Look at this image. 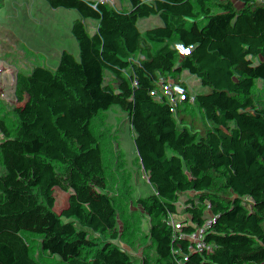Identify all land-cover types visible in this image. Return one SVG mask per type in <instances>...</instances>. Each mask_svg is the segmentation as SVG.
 I'll use <instances>...</instances> for the list:
<instances>
[{"label":"trees","instance_id":"1","mask_svg":"<svg viewBox=\"0 0 264 264\" xmlns=\"http://www.w3.org/2000/svg\"><path fill=\"white\" fill-rule=\"evenodd\" d=\"M54 1L0 0V80L33 99L72 93L89 139L34 126L8 130L14 141L39 145L31 158L39 189L23 182L14 202L0 198V264H56L55 253L74 237L94 264H264V136L239 133L253 123L264 131V0H141L118 3L107 20ZM243 20L263 24L257 38ZM57 35L96 55L113 53L112 62L71 59ZM125 35L144 50L114 52ZM160 41L192 47L191 67L180 68ZM252 62L260 69L244 87L238 70ZM96 71L122 84L96 82ZM168 85L202 93L189 114L201 139L179 131L168 108L150 114L135 101ZM111 148L122 156L101 162L98 152ZM47 150L57 152L52 166ZM137 174L152 177L149 186L141 188ZM143 202L170 223L131 243L110 223L119 209L147 220Z\"/></svg>","mask_w":264,"mask_h":264},{"label":"rangeland","instance_id":"2","mask_svg":"<svg viewBox=\"0 0 264 264\" xmlns=\"http://www.w3.org/2000/svg\"><path fill=\"white\" fill-rule=\"evenodd\" d=\"M140 1L55 0L54 2L71 11L107 20L112 18L119 10L118 3L124 7H131L139 5ZM242 23L250 38H257L256 30L260 29L259 26L263 27L260 21L253 23V25H249L246 20H243ZM55 38L65 54L71 59L83 61L90 65L112 62L113 53L106 56L96 55L84 49L67 36L57 35ZM160 43L166 47V53L172 54L175 52V49H173L174 45H170L165 41H160ZM143 50L144 46L132 38L131 35L122 36L116 41L114 46V52L120 51L124 54H137ZM257 67L259 65L257 66L256 63L252 62L242 65L238 70V76L244 87L250 84L254 78ZM91 78L96 82L113 81L116 84H122L117 74L109 75L96 71ZM212 93V90H207L206 92V94ZM201 94L193 85L185 89H179L173 85L168 88L160 86L150 98L136 99V102L139 106L149 109L150 114L155 113L157 106L168 108L175 121L176 128L179 131H192L196 139H199L201 135L190 125L189 114L197 107V97ZM73 100V94L69 92H58L42 99H33L21 90L10 86L7 80H0V198L14 202L18 197L23 182L30 183L35 189H39L38 177L31 165L32 155L39 150V145L35 141L12 140L8 135L9 129L34 126L47 132L66 133L78 141L89 139V133L82 128L80 117L72 108L71 102ZM108 128L109 122L105 121L102 129ZM44 155L49 165L55 164L56 151L47 150L44 151ZM121 156V152L114 148L98 152L101 162ZM101 189L103 188H98L93 190V192L97 193ZM146 209H148V214L151 218V221H148L151 228L170 223L169 219L160 215L157 208L146 204ZM65 211L66 213L73 211L70 204H65ZM221 219L222 216L219 214L217 229L223 230L225 227ZM155 245L159 246L157 243ZM54 259L56 264H94L90 258L88 247L76 237L63 244L55 253Z\"/></svg>","mask_w":264,"mask_h":264},{"label":"built area","instance_id":"3","mask_svg":"<svg viewBox=\"0 0 264 264\" xmlns=\"http://www.w3.org/2000/svg\"><path fill=\"white\" fill-rule=\"evenodd\" d=\"M259 28L262 29V26H259ZM193 55V48L186 45H177L175 52L172 53V56L177 57L179 59L180 68L182 69H188L189 67H191ZM169 86L170 85L166 86V88H168ZM260 116L263 115L260 114ZM218 133H227L228 135H233L235 134V129L225 130L223 128H220ZM239 133L245 137L253 135L264 136V131L262 130V127L257 123L250 124L249 126L241 129ZM134 179L142 188L149 186L150 182L152 181V177L146 178L142 175H135ZM94 216H96L95 213ZM117 216L118 219L112 221L110 223V227L118 232L125 231L131 243H135L138 237L147 231H149L150 234L154 232V228L148 227L145 218L136 214L131 209H119Z\"/></svg>","mask_w":264,"mask_h":264},{"label":"crops","instance_id":"4","mask_svg":"<svg viewBox=\"0 0 264 264\" xmlns=\"http://www.w3.org/2000/svg\"><path fill=\"white\" fill-rule=\"evenodd\" d=\"M168 44H170V45H174V48L173 49H176V47H177V45L176 44H174V43H168ZM241 68V67H240ZM136 99H138V98H136ZM136 99H135V101H136ZM138 100H140V99H138ZM197 132V131H196ZM198 133V132H197ZM199 134V133H198ZM202 138V136L199 138V139H201ZM199 139H197V140H199ZM112 149V148H111ZM114 149H116V150H118L117 148H114ZM144 203H146V202H143V204L141 205V212H142V214L147 218V220L149 221H151V218H150V215L148 214V209H146V204H148V203H146V204H144ZM149 205V204H148ZM150 206V205H149ZM151 227V226H150ZM251 250V249H250Z\"/></svg>","mask_w":264,"mask_h":264},{"label":"bare ground","instance_id":"5","mask_svg":"<svg viewBox=\"0 0 264 264\" xmlns=\"http://www.w3.org/2000/svg\"><path fill=\"white\" fill-rule=\"evenodd\" d=\"M137 175H139V174H137ZM135 180V179H134ZM138 184V183H137ZM142 188V187H141ZM144 188V187H143ZM139 215V214H138ZM141 216V215H140ZM144 218V217H143ZM146 220V219H145ZM147 221V220H146ZM147 224H148V222H147ZM154 228V227H153Z\"/></svg>","mask_w":264,"mask_h":264}]
</instances>
